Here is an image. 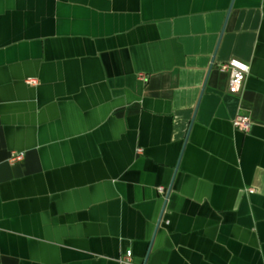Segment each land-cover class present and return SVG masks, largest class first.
I'll use <instances>...</instances> for the list:
<instances>
[{
    "label": "crops",
    "instance_id": "obj_1",
    "mask_svg": "<svg viewBox=\"0 0 264 264\" xmlns=\"http://www.w3.org/2000/svg\"><path fill=\"white\" fill-rule=\"evenodd\" d=\"M0 264H264V0H0Z\"/></svg>",
    "mask_w": 264,
    "mask_h": 264
},
{
    "label": "built area",
    "instance_id": "obj_2",
    "mask_svg": "<svg viewBox=\"0 0 264 264\" xmlns=\"http://www.w3.org/2000/svg\"><path fill=\"white\" fill-rule=\"evenodd\" d=\"M221 69L229 70L230 80L229 89L233 92L240 91L242 89L244 80L250 71V64L239 57H231L227 61L220 65ZM31 82H37L36 78L29 79ZM234 125L242 130H248L251 126V117L246 113H237L233 119ZM141 150V148H140ZM23 157L22 152L13 151L11 154V160H17ZM160 191H164V187L160 186ZM132 257V250L129 249L122 257V261L130 262Z\"/></svg>",
    "mask_w": 264,
    "mask_h": 264
}]
</instances>
